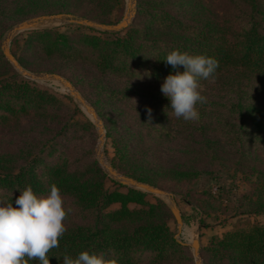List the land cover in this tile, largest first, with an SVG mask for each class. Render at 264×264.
<instances>
[{"label":"trees","instance_id":"1","mask_svg":"<svg viewBox=\"0 0 264 264\" xmlns=\"http://www.w3.org/2000/svg\"><path fill=\"white\" fill-rule=\"evenodd\" d=\"M225 1L233 5L232 12H219L206 0H137L133 22L121 30L85 25L77 27L86 32L31 29L14 37L10 49L29 71H56L40 65L50 61L88 69L91 72L84 76L73 77V83L103 94L110 107L136 94L139 88L134 87H148L143 96L151 114L140 111L142 124H148L146 132L126 124L107 127L117 158L112 163L125 175L167 188L172 182L193 181L206 163L264 175L260 154L264 153V0ZM119 4L120 0H0V128L15 132L27 126L21 130L24 137L19 138L22 145L17 151L0 152V203L15 206L20 191L28 186L38 197L47 196L53 183L59 187L71 212L59 246L47 254L50 264H63V256L75 259L82 251L103 253L109 264H193L189 247L175 237L166 202L151 200V193L118 181L109 189L108 174L93 147L84 146L94 124L74 121L68 102L19 73L2 49L7 29L23 20L70 13L112 24L111 14ZM174 49L218 61L215 78L200 79L206 102L197 105V121L176 118L166 109L170 101L161 84L176 70L164 59ZM110 78L122 87L112 86ZM216 95L228 100L220 103ZM98 98L90 101L102 117ZM32 122H40L35 132ZM175 141L184 142L177 146ZM171 144L170 150L177 146L181 154L165 163L162 150ZM255 191L249 199L252 213L264 208V178ZM201 254L203 264H264V225L235 226Z\"/></svg>","mask_w":264,"mask_h":264},{"label":"rangeland","instance_id":"2","mask_svg":"<svg viewBox=\"0 0 264 264\" xmlns=\"http://www.w3.org/2000/svg\"><path fill=\"white\" fill-rule=\"evenodd\" d=\"M206 2L212 5V7L215 10L222 12V13L232 12L234 10L233 5L230 2H227L225 0H206ZM85 8L86 7L84 6V9ZM129 10H130L129 0H120V4L111 14V18L113 20L112 24H116L122 21L124 15ZM136 12H137V0H136ZM136 12L134 16L132 17V21L130 23L133 22L136 16ZM73 15L77 18L90 19V17H84L81 14H73ZM77 25H80V24L75 23V22H69L63 19H50V20H45L41 22L38 26L31 28V29H44V28L57 27L60 30L67 31V32L77 31V30L86 32L84 28H78ZM12 27L13 26L7 29L3 37L2 43L4 39L7 37L8 32ZM31 29H27V30H31ZM94 29H97V28H94ZM27 30H23L19 32L17 35ZM97 30H102V29H97ZM102 31H105V30H102ZM17 35H15L14 37H16ZM12 40L10 42V48L12 45ZM40 65L47 66L49 68H55L56 71H38V72L30 71V72L34 74H44V73L61 74L63 77L68 79L75 86V88L79 91V93L86 99L89 105H91L95 110L96 108L93 106L90 100L99 99L98 97H100L101 99L100 101L103 103L102 112L104 116L102 117L99 116V117L103 121L104 129L106 132L104 143L101 148V151L103 152V159L106 163H108L109 165H112L114 169H116L118 172L123 174L121 170L114 167V164L112 163V159L115 158V152H114V147L112 144V137H110L107 133L108 131L107 127H109L110 124H115L118 129V128L123 127L124 124H126L134 128V130L143 129V131L146 132L147 130L146 125L148 124H142V118H141L140 111L144 110L145 113H148L149 108H146L147 104L143 96L147 92L148 87L144 85L134 87V90L136 88H139L138 91L135 90L136 94H133L127 100H122L121 102H118L117 105L110 107L106 105V98L104 97L103 94L98 95L96 93L97 92L96 90H93L90 93L87 91V89H84V88L82 89L81 84L75 85V83H73L74 82L73 77L84 76L85 74L91 72L88 69L76 66V64L75 65L74 64L65 65L60 62H54V61H50L48 63L44 62V64H40ZM18 72L21 73L20 71ZM25 77L33 80L36 83V85L44 89H47L51 93L62 98L63 100H66L71 108L70 113H73L74 115L73 117L74 121H78L80 124H85L89 120L94 124L92 133L91 134L88 133L89 135L88 134L86 135V132L83 129H80V130L83 133V136L86 135L85 138L87 139V144L85 143L84 146L89 149L90 147H93L95 158L99 161L98 155H97V149H98L99 143L101 142L100 131H99L98 126L96 125L93 115L88 112L87 108L82 105L80 100L74 97L73 95H71L70 90L59 80H55V79L35 80L29 76H25ZM109 80L113 84L112 86L117 87V88L122 87V83L118 81H114L111 78ZM65 95L70 96L72 100L70 101L67 98H65ZM215 99L217 101H220V103L225 104L226 101L228 100V97L216 95ZM116 102H117V99H115V103ZM76 107L78 108V110H76ZM108 115H111L114 121L107 120ZM32 123L36 125L34 130L32 131V132H35L39 128L40 122H32ZM24 127H27V126L24 125L21 128L20 127L17 128V131L15 132H11L5 128H0V152L17 151V149L22 145V144H19L20 143L19 138L24 137V134H22L21 132L22 128ZM113 131L116 132L115 129ZM47 132L49 134H52L54 130L50 129ZM183 142L177 143L175 141L173 145H177V146L180 144L182 145ZM177 146H174L172 150H170V148L172 147V144L169 146H165L163 148L162 156L165 160V163H169L170 156L181 154L177 150ZM260 154L264 160V153L260 152ZM186 157L187 156L185 155L182 158V161H184ZM115 159L117 162V158ZM261 165L262 166L264 165V161H263V164ZM102 167L108 174L106 186L109 189H114L115 187H117L114 181H118L122 183L120 179L114 177L104 166ZM200 168L203 169V171L199 174L197 178H193V181L191 182L181 183V184L179 183L177 185L172 182L170 183L172 186H168V188L161 187L165 189L166 191H168L170 194H172V197L174 198L180 210L184 223H183L181 234L177 236L178 238L176 237L178 233V223L174 217L172 210H171L172 216H171V219L169 220V223L175 231V237L181 240L182 243L184 244L187 243L186 245L189 247V251L191 252L190 254L194 258L193 264H195L196 260L194 256V249L193 247H191L190 244L193 242L194 239L199 240L200 251L202 253L204 247L209 245L210 242L220 237L223 234V232L235 226H239L240 224H244V223L246 224L249 222L250 223H260L264 225V208L260 207L258 210L259 211L258 213H252L251 210L252 211L254 210H253L251 201L249 200L253 195L256 194V191H255L256 185L263 180L264 175H260L258 171L256 172H253L250 170H246L245 172L236 171L234 170V167H232L231 165L221 166L217 163L202 164ZM124 185L134 187L128 184H124ZM155 197L162 199L164 202H166V204L171 209L172 201L169 195H160V194H154V193L150 194L151 200H155ZM245 212H248V213L244 214Z\"/></svg>","mask_w":264,"mask_h":264},{"label":"clouds","instance_id":"3","mask_svg":"<svg viewBox=\"0 0 264 264\" xmlns=\"http://www.w3.org/2000/svg\"><path fill=\"white\" fill-rule=\"evenodd\" d=\"M176 71L167 75L161 92L170 101L172 115L184 121L200 118L197 105L206 102L200 91V79L215 78L218 61L204 54L192 55L174 49L164 59ZM183 71H180V68ZM149 115L151 109H148ZM66 208L59 187L50 185L47 196L38 197L31 186L20 191L13 204L0 203V264H28L38 260L50 264L48 252L59 246L66 232ZM63 264H109L103 253L82 251L75 259L65 255Z\"/></svg>","mask_w":264,"mask_h":264},{"label":"water","instance_id":"4","mask_svg":"<svg viewBox=\"0 0 264 264\" xmlns=\"http://www.w3.org/2000/svg\"><path fill=\"white\" fill-rule=\"evenodd\" d=\"M129 9L130 10L126 12L122 21H120L119 23H116V24H105V23H101V22H98V21H95L92 19H88V18H77L73 14H70V13L44 14V15L32 17L28 20H24V21L18 23L17 25L13 26L9 30L7 37L4 39V41L2 43V49H3V52L6 55V57L12 62V64L15 66V68L18 71H20L23 75L29 76L35 80H51V79L59 80L70 90L71 95H73L74 97H76L77 99L80 100L82 105L87 108L88 112L93 115L95 122H96V125L98 126L99 131H100L101 142L99 143L98 149H97V155H98L99 162L114 177L120 179V181L124 184H128V185L140 188V189L145 190V191L150 192V193L160 194V195H169L171 197V201H172L171 210H172L174 217L178 223V233L176 235V237H177L182 232L184 221H183L182 215L180 213V210H179L174 198L172 197V194H170L168 191H166L165 189H163L161 187H156V186H153L149 183L139 181L133 177H129V176H126L124 174H121L116 169H114L112 167V165L105 163V161L103 159V152L101 151V148H102L103 143H104L106 132L104 129L103 121L99 117V115L97 114L96 110L91 105H89V103L79 93V91L75 88V86L68 79L63 77L61 74H58V73H44V74L31 73L30 71L26 70L19 63V61L13 55V53L11 52V49H10V42L14 38L15 35H17L19 32H21L23 30L34 28V27L38 26L41 22H43L45 20H50V19H63V20L69 21V22H75V23H78L80 25H85V26H88L91 28H97V29H102V30H107V31L121 30V29L127 27L130 24V22L132 21V17L134 16V14L136 12V0H129ZM179 241H181V240H179ZM190 245L194 249V256H195V260H196L195 264H202L203 257L201 255V251H200L199 240L194 239Z\"/></svg>","mask_w":264,"mask_h":264},{"label":"bare ground","instance_id":"5","mask_svg":"<svg viewBox=\"0 0 264 264\" xmlns=\"http://www.w3.org/2000/svg\"><path fill=\"white\" fill-rule=\"evenodd\" d=\"M106 163V162H105ZM108 164V163H107Z\"/></svg>","mask_w":264,"mask_h":264}]
</instances>
